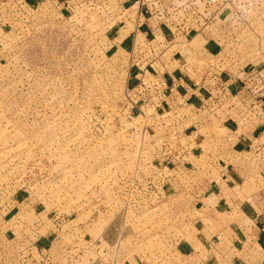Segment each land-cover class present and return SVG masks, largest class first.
<instances>
[{"label":"rangeland","instance_id":"1","mask_svg":"<svg viewBox=\"0 0 264 264\" xmlns=\"http://www.w3.org/2000/svg\"><path fill=\"white\" fill-rule=\"evenodd\" d=\"M136 1L0 0V210L13 211L0 212V260L27 253L17 240L29 226L42 237L34 252L52 264H231L225 234L208 246L216 222L197 212L193 190L230 162L246 164L251 181L228 194L260 187L264 0ZM216 14L229 20L220 33ZM148 15L169 29V53L135 31ZM201 29L224 37L193 54ZM169 65L213 86L202 103L160 85L179 77ZM246 135L250 147H237ZM224 209L223 227L248 222ZM9 224L19 227L8 234Z\"/></svg>","mask_w":264,"mask_h":264},{"label":"crops","instance_id":"2","mask_svg":"<svg viewBox=\"0 0 264 264\" xmlns=\"http://www.w3.org/2000/svg\"><path fill=\"white\" fill-rule=\"evenodd\" d=\"M45 1V0H40ZM55 3H57L58 0H53ZM69 1V0H67ZM116 1L121 9L124 10H132L134 7L137 6L136 0H114ZM227 3H230L229 0H226ZM222 2V1H221ZM212 5V4H211ZM215 7H218V4H215ZM232 9V8H231ZM230 8H227V12H231ZM208 18V17H207ZM199 19H202V17H199ZM119 21H126L127 18H121L118 19ZM132 20V19H131ZM227 22L229 20L224 18L223 16L218 17L217 14L211 17L210 23L214 24L217 23L219 25L218 27V33L220 31H223L227 28ZM159 21L155 19L153 16H146L144 20L141 22V25L137 28V34L140 29H142V32L144 34V38L149 40V42H152L153 40L162 44L165 43L164 51L166 50V53L170 52V44H173L175 41L174 39H170V32L169 29L164 26V24H159ZM225 24V25H224ZM195 31V30H194ZM196 32H194L195 34ZM218 33L215 35L213 34L212 30L209 31V29H201L199 30L196 35H198L201 40L204 39L203 47L200 46L197 49H194L192 52L193 54H200L202 55L207 49H209L212 45L218 44L220 46V42L222 37L218 36ZM134 34H132L133 36ZM161 37V38H159ZM203 42V41H202ZM226 44V43H225ZM163 45V44H162ZM217 48V45H215ZM138 52L141 55L146 58V61L149 62L152 60L151 57L148 56V53L145 50H142L141 48L137 49ZM190 50V49H189ZM134 49L130 51L131 55L135 56ZM182 52L180 49H174L173 52L170 54L173 55V59H179L178 62L183 64L184 57L181 58L180 54ZM183 56L184 53H182ZM183 59V61H182ZM146 62V63H147ZM180 64V65H181ZM179 66V65H178ZM169 65L167 68L165 67V70L167 74H179V77L172 78L166 77L165 79H161L162 81V87H168L172 86L179 87L183 90V98L186 99V102H193L196 105L199 103H202L204 100L203 94H208L209 91L213 88L210 84H207L209 86H206L205 84H202L200 82H197L196 80L192 81L191 78H187V74L185 69V65L177 67V68H170ZM152 82L155 83V78H152ZM232 83V87L240 88L242 84H240L241 81H237L235 79L230 80ZM204 82V81H203ZM205 83V82H204ZM250 83V82H249ZM191 87L195 88V91L193 93L189 92L188 89H191ZM175 90L172 92L175 94ZM171 93L172 96L173 94ZM189 94V95H188ZM154 98V97H153ZM165 104H170V100H167ZM238 140L243 141L237 144V147L241 146L242 148L250 147V137L249 136H242ZM248 147V148H249ZM235 150V148H232ZM264 155V154H263ZM264 160V158H262ZM246 164H236L233 162H230L228 164H225V170L223 174L221 175V180H214L213 182L210 181L208 178L200 180V183L196 184L194 187V193L197 196L196 200L198 201L197 204H195V207L197 212L200 213V215L206 216L208 219H213L216 223V228H214V232L210 234V236L207 237L206 242H209L208 246H212L214 243L215 238H220V234H225L228 239L230 240V247H229V262L231 264H264V186H262L264 182V170L260 171L261 175L255 176V179L257 183L259 184V189L257 191L251 192L250 195L246 196V198H241L234 194H228L229 193L237 191V185L239 187L243 186L246 181H251L247 174V170H245ZM263 178V180H262ZM247 179V180H246ZM219 181V182H217ZM205 184V186L203 185ZM204 187V189H203ZM225 190V191H224ZM227 191V193H226ZM222 207H225L227 212H232V210H236L237 213H241L243 220H247L248 222H242L240 224L237 221H232L230 223H227L226 226L223 227L222 221L219 220V214L221 213ZM5 208V207H3ZM11 208L9 207V213H6V209L0 210L1 213H3V216H6V218L10 217L13 214V211L11 212ZM14 210V209H13ZM19 209L15 211L17 215H19ZM209 212L212 213L211 216L208 214ZM201 215V216H202ZM199 216L197 219V223L199 224V229L204 234L203 231L207 229V227L203 226L202 217ZM196 222V221H195ZM205 223V222H204ZM19 227V224H16ZM16 225H12L8 227V234L9 231L13 232V230L16 228ZM21 231V236L23 234L27 235L26 238H22V241L19 242L17 240L18 247L20 249H25L27 251L26 254L22 255L24 252H21L22 254L19 255H11L9 257L10 253L7 254L6 260H0V264H52L47 260H44L42 255L39 254L36 255V251H39L41 247L43 246V243H41L42 237H37V230L36 228H31L29 226H26V228H18ZM29 234V235H28ZM16 237V236H14ZM28 239L29 241H26ZM10 243V241H9ZM9 243L7 244L9 246ZM2 244V245H1ZM44 248L46 246H51V242H47L45 240L44 242ZM21 246V247H20ZM0 247H3L5 249L6 244H3V241H0ZM36 251L34 252V249ZM42 250V249H41ZM225 257H227V254H224ZM21 256V257H19ZM227 257V258H228ZM104 259V258H103ZM52 260V259H51ZM101 263L100 261H97ZM59 264V263H58Z\"/></svg>","mask_w":264,"mask_h":264},{"label":"built area","instance_id":"3","mask_svg":"<svg viewBox=\"0 0 264 264\" xmlns=\"http://www.w3.org/2000/svg\"><path fill=\"white\" fill-rule=\"evenodd\" d=\"M215 0H209L208 2L210 3V2H214Z\"/></svg>","mask_w":264,"mask_h":264}]
</instances>
